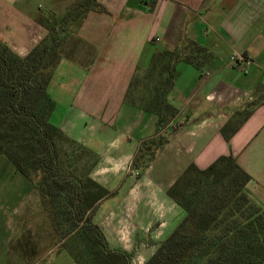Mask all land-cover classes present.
Returning <instances> with one entry per match:
<instances>
[{
    "label": "crops",
    "instance_id": "obj_1",
    "mask_svg": "<svg viewBox=\"0 0 264 264\" xmlns=\"http://www.w3.org/2000/svg\"><path fill=\"white\" fill-rule=\"evenodd\" d=\"M69 2L0 0V43L27 56L48 35L38 19L61 15ZM99 2L108 13L90 12L78 32L93 47L90 64L62 60L48 89L57 105L52 122L96 154L91 178L113 194L100 204L94 222L105 211L110 226L121 228L127 223L134 231L132 224L142 222L149 212L145 195L138 196L130 220L122 214L132 198L128 187L134 181V158L145 141L158 137L165 143L150 171L162 163L164 176L153 182L147 169L139 175L142 183L136 189L140 186L144 192L151 184H165L161 190L169 198L167 190L190 164L206 169L219 157L233 155L252 177L247 193L264 208V0ZM191 42L205 49L197 52L201 68L176 63L168 100L177 114L159 132L158 117L141 106V98L149 93L143 90L150 86L141 82L157 53L180 51L184 57L193 51ZM236 53L251 59L247 73L230 62ZM136 78L138 84L130 89ZM251 108V116L226 140L222 129L232 127L239 118L236 114ZM31 192L38 194L39 204L15 206L10 211L15 240L11 258L42 264L52 255L51 261L55 260L56 249H65L32 183ZM103 232L112 249L129 248L120 239L124 246H116Z\"/></svg>",
    "mask_w": 264,
    "mask_h": 264
},
{
    "label": "trees",
    "instance_id": "obj_2",
    "mask_svg": "<svg viewBox=\"0 0 264 264\" xmlns=\"http://www.w3.org/2000/svg\"><path fill=\"white\" fill-rule=\"evenodd\" d=\"M92 11L108 13L99 0H74L63 14L38 19L48 35L25 57L0 43V157L39 190L61 247L75 264H132V254L112 249L94 222L100 204L113 196L91 178L96 154L51 120L57 105L48 89L58 66L62 60L89 65L95 54L78 36ZM189 45L193 51L184 57L180 51L157 53L144 77L150 86L141 106L158 117L159 132L177 114L168 100L176 63L201 68L197 52L205 49ZM137 84L136 78L130 89ZM252 112L236 114L234 125L222 129L226 140ZM164 143L162 137L145 141L134 166L154 157ZM251 181L233 155L219 157L206 169L190 164L167 190L184 218L145 264H264V208L246 191Z\"/></svg>",
    "mask_w": 264,
    "mask_h": 264
},
{
    "label": "rangeland",
    "instance_id": "obj_3",
    "mask_svg": "<svg viewBox=\"0 0 264 264\" xmlns=\"http://www.w3.org/2000/svg\"><path fill=\"white\" fill-rule=\"evenodd\" d=\"M71 1L73 2L74 0ZM72 2H69L68 6L72 4ZM143 75L144 74L142 73V76ZM153 80L155 79L153 78ZM153 80L151 81L153 82ZM146 81L147 80H144L141 83L146 86L148 84ZM151 84L153 85V83ZM143 91L147 92L146 88ZM156 155L157 153L154 157L148 156L142 159L139 162V165L141 166L133 165L135 167V172L133 173L134 181H131V185L128 187V189H132V198L129 200V204L126 206L128 207L127 212L124 210L122 218L130 220L129 217L133 216L132 214L135 212V202L138 196L145 195L149 212L145 213L146 216L142 219V222H140V224L138 223L140 226H138L137 223L132 224L134 225V231L127 225V223H123L121 228H119V225L117 226L116 224L110 226L108 219L109 214H107L108 212L106 213V211L101 213L96 219V222L100 224L103 231L107 232L111 240L116 241V246H124L121 243L119 244V239L125 245L129 243V248L125 251H129V253L132 254V264H145L149 257H151L158 248V243L165 240L174 230L177 222L181 221L184 217V211H181L182 208L177 205L175 201L167 198L165 193L162 191L164 190L165 184H158L157 186L151 184L149 190L144 192L142 191V187L139 186L137 189L135 187V185L138 186V184L142 183V178H139V175L142 174V172L145 173L148 170H151L150 167L151 164H154ZM137 167H141V169L138 170ZM153 168L154 170L149 173L150 179L153 182L161 180L164 176L162 163H158ZM144 182L147 185L149 184L147 180ZM30 189L31 182L16 170L12 162L7 157H0V264L35 263L32 261H13L11 258V252L13 250L15 240L12 233L13 227L10 223V220H12V214L10 211H12L15 206L20 208L21 206L27 204L30 205L40 203L38 194L36 192L30 193ZM159 190L161 192H159ZM108 204L109 203H107V205ZM62 250L59 248L56 249L55 260L51 261L53 258L52 255L49 261L42 264H75L72 257L65 250Z\"/></svg>",
    "mask_w": 264,
    "mask_h": 264
},
{
    "label": "built area",
    "instance_id": "obj_4",
    "mask_svg": "<svg viewBox=\"0 0 264 264\" xmlns=\"http://www.w3.org/2000/svg\"><path fill=\"white\" fill-rule=\"evenodd\" d=\"M230 62L239 68H242V70L247 73L248 67L252 64V61L250 58L245 56L244 54H234L230 58Z\"/></svg>",
    "mask_w": 264,
    "mask_h": 264
}]
</instances>
